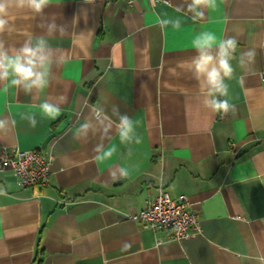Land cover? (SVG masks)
Returning <instances> with one entry per match:
<instances>
[{"label":"crops","instance_id":"1","mask_svg":"<svg viewBox=\"0 0 264 264\" xmlns=\"http://www.w3.org/2000/svg\"><path fill=\"white\" fill-rule=\"evenodd\" d=\"M187 2L51 0L42 15L13 10L8 45L44 35L41 24L53 18L68 34L48 38L65 62L38 98L0 82V119L8 121L0 152L52 157L43 188L0 172V264H264V0H217L199 20ZM202 31L238 41L227 114L204 106L181 67ZM248 49L255 59L241 67ZM61 96L56 119L38 114L41 100ZM97 104L132 118L140 142L122 144L100 125L77 138ZM26 112L37 113L35 127ZM97 144L116 151L97 160ZM159 186L187 197L196 233L176 240L128 217Z\"/></svg>","mask_w":264,"mask_h":264},{"label":"clouds","instance_id":"2","mask_svg":"<svg viewBox=\"0 0 264 264\" xmlns=\"http://www.w3.org/2000/svg\"><path fill=\"white\" fill-rule=\"evenodd\" d=\"M84 2L94 3V0ZM50 4L51 0H0V82L34 98L45 93L52 82L54 67L65 62V57L51 46L48 38L67 35L68 27L66 24H57L54 18L45 20L41 24L45 34L29 37L18 47L8 45L4 36L15 30L13 10H28L35 15H42ZM216 6L217 0H188L186 9L191 13L193 20H199L205 16L206 10ZM162 23L167 25L169 21ZM172 26L179 28L180 21L176 20ZM237 45L235 37L218 38L213 32L202 31L192 41L194 55L181 65L184 71L192 74L204 97V106L213 113L227 114L233 108L228 99L229 86L226 80H230L235 71L232 62L237 59ZM255 56V49L242 51L238 64L243 67L246 63L253 62ZM65 100L63 96L58 97L55 103L47 99L41 100L38 104V114L48 119H56L61 114L60 105ZM112 116L117 119L113 120ZM112 116L107 114L103 105H94L89 110V116L76 129V137L79 138L80 134L87 137L90 129L95 132L94 125H100L104 132H112L114 129L122 144L140 142L132 118L121 114L116 105L112 107ZM22 119L27 120L32 127L38 122L35 112L23 113ZM105 121H109L107 126ZM7 124V119H0V129H4ZM93 151L97 153V160L103 161L111 158L116 149H106L97 144ZM121 174L127 173L122 170Z\"/></svg>","mask_w":264,"mask_h":264},{"label":"built area","instance_id":"3","mask_svg":"<svg viewBox=\"0 0 264 264\" xmlns=\"http://www.w3.org/2000/svg\"><path fill=\"white\" fill-rule=\"evenodd\" d=\"M131 4L134 0H123ZM156 1V0H154ZM52 157L39 150H20L10 147L0 152V172L10 170L21 186L46 187ZM143 227L170 232L171 238H186L199 230L195 211L183 194L171 198L162 186L149 195L143 207L128 216Z\"/></svg>","mask_w":264,"mask_h":264}]
</instances>
